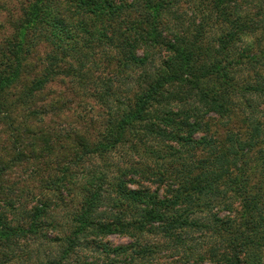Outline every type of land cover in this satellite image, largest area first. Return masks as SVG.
Instances as JSON below:
<instances>
[{
	"label": "trees",
	"instance_id": "obj_1",
	"mask_svg": "<svg viewBox=\"0 0 264 264\" xmlns=\"http://www.w3.org/2000/svg\"><path fill=\"white\" fill-rule=\"evenodd\" d=\"M12 27L0 116L40 187L18 204L0 164V264H264V0H30ZM64 79L100 121L49 128Z\"/></svg>",
	"mask_w": 264,
	"mask_h": 264
},
{
	"label": "rangeland",
	"instance_id": "obj_2",
	"mask_svg": "<svg viewBox=\"0 0 264 264\" xmlns=\"http://www.w3.org/2000/svg\"><path fill=\"white\" fill-rule=\"evenodd\" d=\"M30 0H0V43L11 34L12 26L16 24L17 21L20 20L22 17V10L27 6L28 2ZM249 41V40H246ZM47 52V49L40 48L38 49L37 56L44 57L45 53ZM35 62V59L33 60ZM101 69V68H100ZM96 69L94 70V76H102L104 77L106 75L107 78L110 76H114L116 70H107L105 68L104 70ZM69 87L68 82L64 79L63 83H55L50 84L46 86L45 90L43 92V97L46 98L47 102H50L49 99H53L57 102V100L62 101L63 98H68L73 101V106L71 105L70 109L67 107L65 108L66 111L59 114V117H50L48 118V121H52L53 123H48L49 128L55 129V131L63 132L65 130H68L70 128H73L74 126H78L82 128L85 127L86 120H91V118H94L97 122L100 121L99 115L102 112V110L99 108L98 103L93 102L94 100H85L82 97L71 98L64 88ZM65 90V92H64ZM65 93V95H62ZM12 94V93H11ZM15 94V93H14ZM11 101L14 100V96L11 95L10 97ZM261 111L264 110V104L259 103L258 107ZM24 112H22L23 114ZM10 121L6 119H2L0 116V164H3L2 166H6L2 175H1V182H6L7 186L11 185L13 187L12 193L10 197L13 200H16L18 204L22 203H31L32 201L29 200V197L32 194H36L38 192V188L40 187L38 183L35 182H28L30 186H33V189L29 191V193L26 195V193L22 194L20 191L25 189L28 184H25L23 187L22 182H25L29 179V174L32 171V166L29 164L24 165L21 162H13V160L17 159L18 154L16 155V151L18 152L21 147L18 148V142L15 139H18L17 135L11 130L12 127H14V124H18L21 121L20 117L18 115L13 114V111H11L9 114ZM76 116L79 117V121L81 119L84 122H76ZM52 118V119H51ZM219 117H214L211 119L212 128L217 129L220 136L224 135V130L231 129V130H237L238 126L237 123L232 121L230 124L228 123L227 127L220 126L218 123ZM8 121V122H7ZM8 123L10 124V127H8ZM14 123V124H13ZM95 131L90 132V136L94 135ZM21 140V139H20ZM17 147V149H16ZM94 162L92 159L86 160V163ZM29 190V189H26ZM22 194V195H21ZM30 195V196H28ZM3 200V198H1ZM17 204V203H16ZM225 213H221L220 215H224ZM194 238V242L196 245L200 244V252H204L209 250L211 245H207V240H204L200 237H198V234H193L192 236ZM108 243L111 245H121L128 243L127 238H123L121 236H110L107 238ZM213 243L220 244V241L212 239ZM223 245L221 244V247ZM35 249V248H34ZM29 262V261H27ZM168 261L165 262V259L161 260V264H167ZM200 264H216L210 261H204Z\"/></svg>",
	"mask_w": 264,
	"mask_h": 264
}]
</instances>
